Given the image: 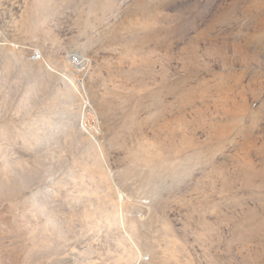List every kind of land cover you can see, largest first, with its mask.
Returning a JSON list of instances; mask_svg holds the SVG:
<instances>
[{
    "label": "rangeland",
    "instance_id": "1",
    "mask_svg": "<svg viewBox=\"0 0 264 264\" xmlns=\"http://www.w3.org/2000/svg\"><path fill=\"white\" fill-rule=\"evenodd\" d=\"M0 264H264V0H0Z\"/></svg>",
    "mask_w": 264,
    "mask_h": 264
},
{
    "label": "bare ground",
    "instance_id": "2",
    "mask_svg": "<svg viewBox=\"0 0 264 264\" xmlns=\"http://www.w3.org/2000/svg\"><path fill=\"white\" fill-rule=\"evenodd\" d=\"M37 52L38 53H41V57L40 56H35V55H33V58H34V60H40L39 62H38V64H43V63H46L47 64V61H46V58H45V54H44V51H42V49H40V50H37ZM80 56H79V59H81V60H84L85 58H84V56L82 55V54H79ZM63 66H64V68H65V70H66V72L64 73V72H62V73H64V75H66L67 77L69 76L68 74H69V72H71V66H72V64H71V59H70V57H67L65 60H64V64H63ZM67 73V74H66ZM70 77V76H69ZM122 194V193H121ZM125 196V195H124ZM123 197V196H122ZM124 198H122V200H123ZM121 225H122V227L126 230V234L130 237V239H132L133 240V238H132V236H131V234L129 233V231L126 229V227H125V222H124V213L122 212L121 213ZM139 251H140V249H139ZM140 254L142 255V256H144V254L140 251Z\"/></svg>",
    "mask_w": 264,
    "mask_h": 264
},
{
    "label": "built area",
    "instance_id": "3",
    "mask_svg": "<svg viewBox=\"0 0 264 264\" xmlns=\"http://www.w3.org/2000/svg\"><path fill=\"white\" fill-rule=\"evenodd\" d=\"M34 55L41 57V53H38V52H36ZM76 61H77L76 64H78V65L84 64V60L79 59V57H78V59H76Z\"/></svg>",
    "mask_w": 264,
    "mask_h": 264
}]
</instances>
